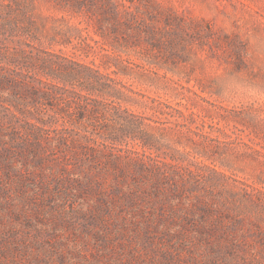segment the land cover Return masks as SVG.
<instances>
[{
  "label": "rangeland",
  "instance_id": "1",
  "mask_svg": "<svg viewBox=\"0 0 264 264\" xmlns=\"http://www.w3.org/2000/svg\"><path fill=\"white\" fill-rule=\"evenodd\" d=\"M31 47L143 133L94 159L2 135L3 67ZM0 264H264V0H0Z\"/></svg>",
  "mask_w": 264,
  "mask_h": 264
},
{
  "label": "trees",
  "instance_id": "2",
  "mask_svg": "<svg viewBox=\"0 0 264 264\" xmlns=\"http://www.w3.org/2000/svg\"><path fill=\"white\" fill-rule=\"evenodd\" d=\"M33 50L34 47L31 50L21 48L18 53L12 54L8 61L15 68L3 67L2 91L7 97H2V135L7 133L3 121L8 118L12 121L10 124L13 131L20 130L28 133V136H33L34 152L44 151L45 148H42L41 144L49 140L48 134L53 133L57 136L56 141L64 148H85L93 152L94 159L101 147L112 148L111 144L118 141L117 132L122 136L124 127H132L135 131L143 133L140 129V117L121 110L112 102L108 103L91 95L92 89L82 82L83 78L90 74H84L80 69L72 67L75 64L73 61L61 55ZM80 67L90 69L83 65H79ZM96 74L88 83L93 87H108L100 81L99 77L102 75L98 72ZM16 85L29 86L30 101L7 93L9 86ZM76 86L86 89L88 93L76 91ZM164 106L177 113L178 117H184L180 110L167 104ZM118 111L125 115L121 116ZM60 120L61 125L58 123ZM118 124L120 129L114 131L113 126ZM75 135L83 140L82 143L78 144L72 139ZM2 145L5 149L7 142ZM18 146L20 143H17ZM43 154L45 159H50L48 154ZM109 154L112 155L111 152Z\"/></svg>",
  "mask_w": 264,
  "mask_h": 264
}]
</instances>
